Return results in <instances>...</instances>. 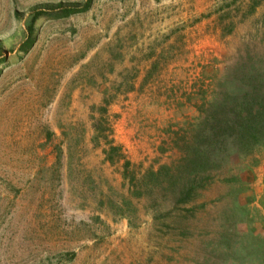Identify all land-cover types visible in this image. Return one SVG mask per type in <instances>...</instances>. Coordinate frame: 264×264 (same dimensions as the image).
I'll return each instance as SVG.
<instances>
[{
  "label": "rangeland",
  "instance_id": "obj_1",
  "mask_svg": "<svg viewBox=\"0 0 264 264\" xmlns=\"http://www.w3.org/2000/svg\"><path fill=\"white\" fill-rule=\"evenodd\" d=\"M255 71L264 0H0V264H264V144L201 137Z\"/></svg>",
  "mask_w": 264,
  "mask_h": 264
},
{
  "label": "trees",
  "instance_id": "obj_2",
  "mask_svg": "<svg viewBox=\"0 0 264 264\" xmlns=\"http://www.w3.org/2000/svg\"><path fill=\"white\" fill-rule=\"evenodd\" d=\"M89 2L85 3L83 7H87ZM80 9L77 7H64L60 11L55 13H42L36 11L34 13V19L41 14L51 15V16H62L68 15L73 12H77ZM33 31V21L28 26V34L31 35ZM256 73L249 72L245 75L244 84L247 85L248 89L244 91L241 95L232 94L228 98L234 100L230 106H224L223 101H218L222 103L217 105L215 104V112L210 111L213 114H219V111H224L222 114L227 115L224 121H217L211 123V128L213 130H218L219 128L223 129L222 134L223 138L218 141L215 135L216 132H206V135H202L204 143H208L209 147L217 148V145L220 144H230V152H244L245 154L252 153L253 149L258 145L264 144V97L261 96L264 91V74L259 71ZM244 77V76H243ZM248 90V91H247ZM104 102L106 100L104 99ZM102 108H105L102 106ZM221 113V112H220ZM208 125V123H207ZM224 127V128H222ZM205 132L204 128L202 129ZM221 134V135H222ZM107 137V135H105ZM104 137V138H106ZM228 143H227V142ZM108 148L105 150L106 158L109 161L125 159V156L122 152L121 146L114 144L113 141H108ZM192 143V140L189 139L183 142V151L184 153L180 156L176 163L169 165H162L156 171H150L152 176H156L158 180L160 179V174L167 171L169 179H178L182 178L178 175L180 169L183 165H192L200 167L201 161L206 163L207 153L206 147L202 145H195ZM193 148V149H192ZM216 150V149H215ZM124 172H128V166L130 161L125 159L124 163ZM161 170H163L161 172ZM178 176V177H177ZM190 176V175H189ZM198 180V179H197ZM196 179L188 180V182H183L177 186L176 193L178 195V200L181 202H187L192 199L194 196L195 190L199 185L196 186ZM195 183V185H194Z\"/></svg>",
  "mask_w": 264,
  "mask_h": 264
}]
</instances>
